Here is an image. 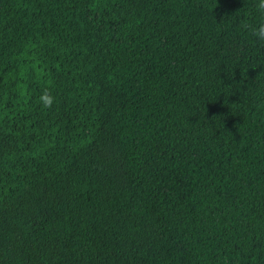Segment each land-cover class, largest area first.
Returning <instances> with one entry per match:
<instances>
[{
  "label": "trees",
  "instance_id": "16d2710c",
  "mask_svg": "<svg viewBox=\"0 0 264 264\" xmlns=\"http://www.w3.org/2000/svg\"><path fill=\"white\" fill-rule=\"evenodd\" d=\"M255 2L0 0V264H264Z\"/></svg>",
  "mask_w": 264,
  "mask_h": 264
},
{
  "label": "clouds",
  "instance_id": "9594fccd",
  "mask_svg": "<svg viewBox=\"0 0 264 264\" xmlns=\"http://www.w3.org/2000/svg\"><path fill=\"white\" fill-rule=\"evenodd\" d=\"M244 2H245V7L242 9H245L249 6L248 0H244ZM255 8H256L257 13L261 17H264V0H256ZM251 30H252L253 35L258 41L264 42V19H262V21L258 23L256 26L252 27ZM42 100L44 101L46 105H50L52 103L51 97L47 95L42 97Z\"/></svg>",
  "mask_w": 264,
  "mask_h": 264
}]
</instances>
